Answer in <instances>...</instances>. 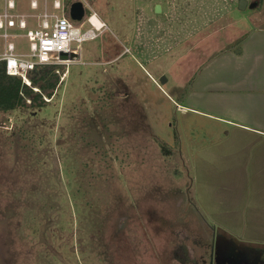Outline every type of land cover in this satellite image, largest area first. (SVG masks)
I'll use <instances>...</instances> for the list:
<instances>
[{"label": "rangeland", "instance_id": "1", "mask_svg": "<svg viewBox=\"0 0 264 264\" xmlns=\"http://www.w3.org/2000/svg\"><path fill=\"white\" fill-rule=\"evenodd\" d=\"M82 1L53 99L0 113V264H264V0Z\"/></svg>", "mask_w": 264, "mask_h": 264}, {"label": "built area", "instance_id": "2", "mask_svg": "<svg viewBox=\"0 0 264 264\" xmlns=\"http://www.w3.org/2000/svg\"><path fill=\"white\" fill-rule=\"evenodd\" d=\"M0 9V62L5 65V73L9 77L21 79V82L30 87L29 73L37 66H68L70 61L59 59L61 53L77 54L71 44H82L85 41L97 38L92 28L81 32V25L76 27L69 13H65L64 4L68 0L43 1V9L38 16L21 15L17 13L15 0H1ZM84 3L82 0H79ZM39 0H29L31 12L38 10ZM50 8V9H49ZM60 13V14H58ZM95 14V13H93ZM38 20L36 27H29L28 20ZM84 20V18H83ZM91 18L86 22L90 25ZM19 34H18V33ZM22 33V34H21ZM25 39L28 43V52L18 53L15 41ZM58 74V71H56Z\"/></svg>", "mask_w": 264, "mask_h": 264}, {"label": "trees", "instance_id": "3", "mask_svg": "<svg viewBox=\"0 0 264 264\" xmlns=\"http://www.w3.org/2000/svg\"><path fill=\"white\" fill-rule=\"evenodd\" d=\"M71 1L72 0H70L69 3H71ZM56 71H59V67H35L34 70L29 73L30 87H28L21 82V79L7 76L4 63L0 62V113L6 114L31 109L41 110L46 107L53 99L61 84L60 75L59 73L57 74ZM61 73H63V71H61ZM48 191L49 194L54 195L55 188L50 187ZM30 204V207H27L31 212L39 207L42 211L45 210V212L58 209L57 203L50 204V202L45 199V195L40 197L36 204L34 202ZM49 222L48 216L40 218V225L43 226V231L50 227L48 224ZM82 253H84L83 247Z\"/></svg>", "mask_w": 264, "mask_h": 264}, {"label": "water", "instance_id": "4", "mask_svg": "<svg viewBox=\"0 0 264 264\" xmlns=\"http://www.w3.org/2000/svg\"><path fill=\"white\" fill-rule=\"evenodd\" d=\"M246 4H247V2L245 0H240L239 1L240 10H244ZM253 7H254V5L250 6V8H253ZM68 13H69L70 20L72 22H76V23L81 22L85 16L84 7L80 2H75V3L71 4ZM77 57L78 56L76 54L61 53L59 56V59L62 61H72L74 59H77Z\"/></svg>", "mask_w": 264, "mask_h": 264}, {"label": "crops", "instance_id": "5", "mask_svg": "<svg viewBox=\"0 0 264 264\" xmlns=\"http://www.w3.org/2000/svg\"><path fill=\"white\" fill-rule=\"evenodd\" d=\"M244 51V50H243ZM245 57V56H244ZM240 58V57H239ZM245 58H243L242 57V59H240V61H242V60H244ZM259 59H261L260 57H251L250 58V63H251V69L253 70V69H258V68H260L259 66L257 67V68H255V67H253L254 65H258V64H256V62L259 60ZM242 64V63H241ZM263 67V66H262ZM243 78L245 79V80H243L244 82V85H241V88L244 90V89H246V90H249L250 88H252L251 87V85H248V83H247V78H245L244 76H243ZM257 99V98H256ZM253 107V106H252ZM253 119V118H252ZM259 132H261V134H263L264 135V132H262V131H259Z\"/></svg>", "mask_w": 264, "mask_h": 264}, {"label": "flooded vegetation", "instance_id": "6", "mask_svg": "<svg viewBox=\"0 0 264 264\" xmlns=\"http://www.w3.org/2000/svg\"><path fill=\"white\" fill-rule=\"evenodd\" d=\"M69 12V11H68ZM223 248V247H222ZM222 248H221V246H215V249H216V253L219 255V251H221L222 250ZM213 249H214V247H213ZM233 256V255H232ZM237 260V259H236ZM235 260V262H232V260L231 259H229V262L228 263H225V264H245L244 262H242V261H240V262H238V261H236ZM216 262H218L217 264H220L221 263V261L219 260V259H217V261ZM224 263H221V264H224ZM254 264H255V261H254Z\"/></svg>", "mask_w": 264, "mask_h": 264}, {"label": "bare ground", "instance_id": "7", "mask_svg": "<svg viewBox=\"0 0 264 264\" xmlns=\"http://www.w3.org/2000/svg\"><path fill=\"white\" fill-rule=\"evenodd\" d=\"M77 55V54H76ZM78 56V55H77Z\"/></svg>", "mask_w": 264, "mask_h": 264}]
</instances>
